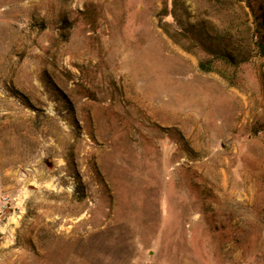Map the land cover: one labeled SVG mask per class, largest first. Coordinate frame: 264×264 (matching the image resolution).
<instances>
[{
  "label": "rangeland",
  "instance_id": "obj_1",
  "mask_svg": "<svg viewBox=\"0 0 264 264\" xmlns=\"http://www.w3.org/2000/svg\"><path fill=\"white\" fill-rule=\"evenodd\" d=\"M161 10L0 0V264H264V0Z\"/></svg>",
  "mask_w": 264,
  "mask_h": 264
},
{
  "label": "trees",
  "instance_id": "obj_2",
  "mask_svg": "<svg viewBox=\"0 0 264 264\" xmlns=\"http://www.w3.org/2000/svg\"><path fill=\"white\" fill-rule=\"evenodd\" d=\"M168 1L169 0H162V10L158 14L159 27L162 28V30L166 33L168 32V27H170V23L165 18L169 15L171 16L174 22L177 20V17L175 15L176 14V10H175L176 0H171L170 3H168ZM177 23L178 22L176 21L175 24L179 26V24ZM174 31H177V30L174 29ZM201 34L202 33L200 32V34L198 35L200 36ZM253 45L256 48L257 54L261 57H264V37L253 40ZM207 51L208 52L206 53L213 55L215 59H219L227 63L229 61L232 62L234 61V59H236V57L233 55L232 51L228 48V46L215 47V48H210V49L207 48ZM200 68L203 71H210L209 68H206L205 63H201Z\"/></svg>",
  "mask_w": 264,
  "mask_h": 264
},
{
  "label": "built area",
  "instance_id": "obj_3",
  "mask_svg": "<svg viewBox=\"0 0 264 264\" xmlns=\"http://www.w3.org/2000/svg\"><path fill=\"white\" fill-rule=\"evenodd\" d=\"M3 201H5V199H4ZM3 205H4V204H3Z\"/></svg>",
  "mask_w": 264,
  "mask_h": 264
}]
</instances>
